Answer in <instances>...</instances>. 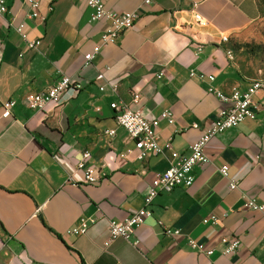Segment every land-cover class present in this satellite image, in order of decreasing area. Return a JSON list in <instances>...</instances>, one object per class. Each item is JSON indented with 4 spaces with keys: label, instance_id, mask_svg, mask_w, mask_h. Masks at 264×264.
I'll list each match as a JSON object with an SVG mask.
<instances>
[{
    "label": "crops",
    "instance_id": "1",
    "mask_svg": "<svg viewBox=\"0 0 264 264\" xmlns=\"http://www.w3.org/2000/svg\"><path fill=\"white\" fill-rule=\"evenodd\" d=\"M37 1L35 17L29 0H7L24 23L23 35L0 22V264H262L264 210H253L247 200L264 205L263 91L253 94L256 119L209 142L211 161L193 168L191 186L160 193L152 215L129 239L104 244L110 220L143 207L152 179L169 167L168 152L138 158L136 141L118 125L111 103L157 118L160 142L189 154L222 105L209 86L225 92L252 86L222 44L261 17L258 0H104L108 9L135 10L138 18L88 65L85 55L108 21H93L92 8L81 0ZM194 4L203 23L194 19ZM102 71L105 78L98 80ZM65 75L81 87L61 104L33 110L22 103ZM103 83H118L117 93L101 91ZM10 99L16 100L12 115L3 117L2 104ZM164 111L173 113L174 123ZM223 164L228 176L220 171ZM88 168L98 171L99 183L85 182ZM231 181L238 187L231 189ZM82 220L85 233L73 234ZM166 228L180 233L168 235ZM224 236L240 240L236 253H222ZM189 237L213 254L192 249Z\"/></svg>",
    "mask_w": 264,
    "mask_h": 264
},
{
    "label": "built area",
    "instance_id": "2",
    "mask_svg": "<svg viewBox=\"0 0 264 264\" xmlns=\"http://www.w3.org/2000/svg\"><path fill=\"white\" fill-rule=\"evenodd\" d=\"M88 7L92 8V20L98 21L106 19L107 25L103 31L100 41L94 46L93 51L85 55V63L88 65L92 63L93 59L98 55L104 46L115 43L126 31L132 29L137 21L138 12L135 10L115 12L106 7L104 0H81ZM149 3L150 0H144ZM30 5L33 7V12L30 16H38L39 2L37 0H29ZM196 5L194 4L191 11L193 12L194 19L198 23H203V17L200 13L196 12ZM0 22L5 23L9 27L14 28L23 35L24 23L17 21L15 14L11 13L7 0H0ZM223 41H228L227 35H222ZM38 41H30L28 45L30 48L37 46ZM201 51V47L197 49ZM227 54L232 58V52L227 51ZM109 68V67H107ZM194 75V73H193ZM98 80L104 79V72H99L96 76ZM211 81L215 80L211 76ZM81 87L80 83L71 76H63L57 83L50 88L39 92H29L22 103L33 110H43L51 103L61 104L65 101L66 95L69 91L77 92ZM107 87L110 88L112 93H117L118 83H103L100 85L101 91H106ZM264 92V78L257 79L252 82V86L245 90L239 87L233 88L230 92H225L214 85L209 86V92L214 93L222 102V105L217 112L216 117L209 121L203 129L201 137L191 144V152L189 154L181 153L175 150L170 142L162 144L159 139V120L157 118L148 119L140 109H134L127 104H120L112 102L111 107L116 111V120L120 127L124 128L129 137L136 141V147L139 151L138 158L145 159L153 154H169V167L162 173H158L152 179L148 192L145 196L144 206L133 211L122 220H110L108 227V238L105 245L108 246L111 242L118 238L129 239L134 230L139 225L143 224L148 217L152 215L150 206L153 200L163 192H171L178 186L189 187L194 181L193 168L196 165H205L211 161L210 156L206 152L209 142L218 134L224 131L237 127L246 119H256L258 112V104L253 98L256 92ZM139 94L134 95V101L139 100ZM16 100L10 99L2 104V116L10 117L12 115V108L15 106ZM162 116L167 118L170 124L174 123L175 116L170 111H164ZM198 128L197 123L193 124ZM105 134L114 136L115 129H106L103 131ZM88 152L84 153V157H88ZM83 162L79 163L82 167ZM220 171L224 176H228L229 165L223 164ZM85 182L90 184H97L100 182V175L97 170L93 168L86 169ZM230 188L235 189L238 187L237 181L230 182ZM247 205L253 210H264V205L257 204L253 198H248ZM215 222L218 218L215 215L211 217ZM87 220H82L71 231L75 235L85 233L87 229ZM166 234L180 233L179 230L174 232L170 228L165 229ZM188 243L192 249L199 253L211 255L214 252L213 248L199 243L195 239L189 237ZM222 253L230 255L236 253L240 247V240L235 236H224L221 238ZM264 264V262L262 263Z\"/></svg>",
    "mask_w": 264,
    "mask_h": 264
},
{
    "label": "rangeland",
    "instance_id": "3",
    "mask_svg": "<svg viewBox=\"0 0 264 264\" xmlns=\"http://www.w3.org/2000/svg\"><path fill=\"white\" fill-rule=\"evenodd\" d=\"M261 17L240 35L231 37L222 46L232 52L228 58L242 78H264V0H258Z\"/></svg>",
    "mask_w": 264,
    "mask_h": 264
}]
</instances>
